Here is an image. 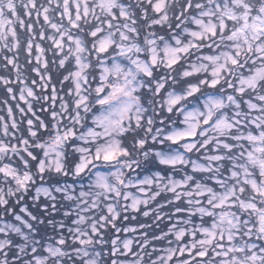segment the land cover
Listing matches in <instances>:
<instances>
[{
    "label": "snow or ice",
    "instance_id": "1",
    "mask_svg": "<svg viewBox=\"0 0 264 264\" xmlns=\"http://www.w3.org/2000/svg\"><path fill=\"white\" fill-rule=\"evenodd\" d=\"M0 264H264V0H0Z\"/></svg>",
    "mask_w": 264,
    "mask_h": 264
},
{
    "label": "rangeland",
    "instance_id": "2",
    "mask_svg": "<svg viewBox=\"0 0 264 264\" xmlns=\"http://www.w3.org/2000/svg\"><path fill=\"white\" fill-rule=\"evenodd\" d=\"M0 114H4L3 112H0Z\"/></svg>",
    "mask_w": 264,
    "mask_h": 264
}]
</instances>
